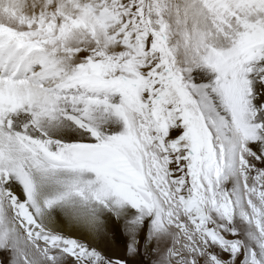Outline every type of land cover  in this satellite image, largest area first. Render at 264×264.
<instances>
[{"label":"snow or ice","instance_id":"1","mask_svg":"<svg viewBox=\"0 0 264 264\" xmlns=\"http://www.w3.org/2000/svg\"><path fill=\"white\" fill-rule=\"evenodd\" d=\"M0 264H264V0H0Z\"/></svg>","mask_w":264,"mask_h":264}]
</instances>
